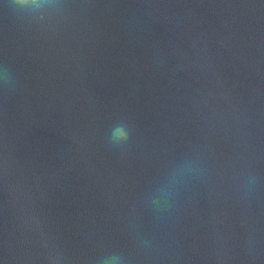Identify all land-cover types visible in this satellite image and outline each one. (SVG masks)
I'll use <instances>...</instances> for the list:
<instances>
[{
	"label": "water",
	"instance_id": "obj_1",
	"mask_svg": "<svg viewBox=\"0 0 264 264\" xmlns=\"http://www.w3.org/2000/svg\"><path fill=\"white\" fill-rule=\"evenodd\" d=\"M25 3L0 0V264H264V0Z\"/></svg>",
	"mask_w": 264,
	"mask_h": 264
},
{
	"label": "clouds",
	"instance_id": "obj_2",
	"mask_svg": "<svg viewBox=\"0 0 264 264\" xmlns=\"http://www.w3.org/2000/svg\"><path fill=\"white\" fill-rule=\"evenodd\" d=\"M16 3L20 6L27 5L25 0H16ZM34 7H40V0H31ZM111 138L113 141H121L128 139V131L121 124L115 126L111 132ZM100 264H121V257L116 254H109L101 258Z\"/></svg>",
	"mask_w": 264,
	"mask_h": 264
}]
</instances>
